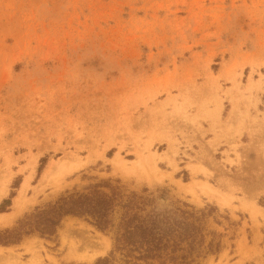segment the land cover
I'll use <instances>...</instances> for the list:
<instances>
[{"label":"rangeland","instance_id":"obj_1","mask_svg":"<svg viewBox=\"0 0 264 264\" xmlns=\"http://www.w3.org/2000/svg\"><path fill=\"white\" fill-rule=\"evenodd\" d=\"M193 163L224 202L185 191ZM106 180L161 210L208 209L221 248L202 264H264V0H0V217L28 183L0 238ZM95 236L105 254L67 257ZM112 236L69 216L0 244V264H97Z\"/></svg>","mask_w":264,"mask_h":264},{"label":"trees","instance_id":"obj_2","mask_svg":"<svg viewBox=\"0 0 264 264\" xmlns=\"http://www.w3.org/2000/svg\"><path fill=\"white\" fill-rule=\"evenodd\" d=\"M120 183L106 180L83 192L61 195L27 215L18 227L5 230L0 244L19 243L38 234L52 237L72 216L113 232V248L97 264H202L210 254L220 252V243H208L206 238L208 209L161 210L154 205L150 189L128 193Z\"/></svg>","mask_w":264,"mask_h":264},{"label":"bare ground","instance_id":"obj_3","mask_svg":"<svg viewBox=\"0 0 264 264\" xmlns=\"http://www.w3.org/2000/svg\"><path fill=\"white\" fill-rule=\"evenodd\" d=\"M262 163H263V159H262ZM116 167L118 169L124 168L123 163L119 162V161L116 162ZM190 168H191L192 173H193V178L186 186H184V189L187 193H190V194L196 196L197 193L199 194V191L203 190V193L206 194L207 196H209V198H212V199L217 198L223 202L227 199L226 196H229V195H227L222 190V188L218 189L217 187H213L210 184H206L203 187L200 184V181L198 179L199 178L198 177L199 176V166L197 165V163L191 164ZM49 172H50V168L47 169V172L45 173V175L43 177V181H44V179H46ZM219 180L221 181V183L224 187H230L231 186L230 184L225 183V181H223L222 179H219ZM43 181H42V183H43ZM27 186H28V183H25L23 186V192L21 193V195L19 197L16 198L15 209L11 213H8L6 215L1 216L0 222H10V221L14 220L19 215V213L22 211V208H23L24 190L27 188ZM67 237H68V231L64 232L63 241H67ZM88 238H89V236H88ZM92 239H94V242L100 244L97 248H95L93 253L81 252L78 249V246H76L75 243L72 242L71 245L69 246V251H68L67 257H69L70 259L74 258V259H79V260L85 259L88 261H90V260L92 261L93 259H95L99 255L105 254L107 252V247L104 243L103 238L97 239V237L95 236ZM0 248H3V247H0ZM4 256H5V254H4L3 250L0 249V258H3Z\"/></svg>","mask_w":264,"mask_h":264}]
</instances>
